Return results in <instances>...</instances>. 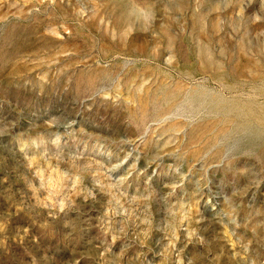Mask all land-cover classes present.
<instances>
[{
  "label": "rangeland",
  "instance_id": "374dc122",
  "mask_svg": "<svg viewBox=\"0 0 264 264\" xmlns=\"http://www.w3.org/2000/svg\"><path fill=\"white\" fill-rule=\"evenodd\" d=\"M0 264H264V0H0Z\"/></svg>",
  "mask_w": 264,
  "mask_h": 264
}]
</instances>
